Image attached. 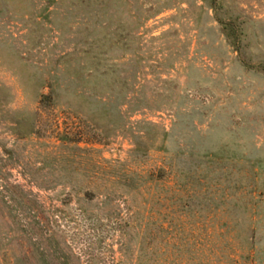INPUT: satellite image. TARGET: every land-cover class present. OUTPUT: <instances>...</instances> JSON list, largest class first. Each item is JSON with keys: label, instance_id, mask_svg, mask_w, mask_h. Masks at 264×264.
<instances>
[{"label": "rangeland", "instance_id": "obj_1", "mask_svg": "<svg viewBox=\"0 0 264 264\" xmlns=\"http://www.w3.org/2000/svg\"><path fill=\"white\" fill-rule=\"evenodd\" d=\"M0 264H264V0H0Z\"/></svg>", "mask_w": 264, "mask_h": 264}]
</instances>
